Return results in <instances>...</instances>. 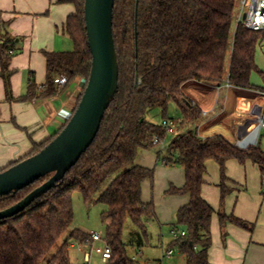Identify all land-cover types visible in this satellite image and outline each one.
<instances>
[{
  "label": "trees",
  "instance_id": "obj_1",
  "mask_svg": "<svg viewBox=\"0 0 264 264\" xmlns=\"http://www.w3.org/2000/svg\"><path fill=\"white\" fill-rule=\"evenodd\" d=\"M59 2L76 7V13L69 15L65 24L74 49L44 51L47 79L42 92L37 94V86L31 81L29 93L19 99L54 95L58 90L57 80L63 75L67 76L68 84L82 78L86 86L92 54L84 19L85 0ZM237 11L238 0H115L113 29L120 72L117 94L94 142L64 179L23 212L0 220V264H41L74 221L75 191H79L86 202L95 200L107 206L102 212L105 240L112 249L107 264H138L129 254L130 244L123 239L124 229L131 220L139 229L141 241L148 235L145 218L155 216V207L152 201L143 202L142 185L148 179L154 180L155 171L137 165L135 159L139 149L156 146L153 142L156 135L166 139L167 130L150 121L148 113L159 108L163 119L170 118L171 102L180 110L179 128L185 130L157 154L164 164L181 166L185 171V184L171 186L167 194L190 196L189 203L177 211L175 224L184 229L186 235L177 236L173 244L179 247L186 264H209L215 209L202 195L209 160H215L220 167L218 215L222 229L230 222L254 230V223L234 214L227 215L222 210L231 192L227 184L233 182L226 170L231 159L241 164L252 161L261 171L264 187V146L261 142L264 134L259 136L256 145L246 149L220 134L203 138L198 129L203 110L189 93L195 86L220 87L225 82L238 88H257L251 83V75L254 71L264 75L256 63L257 46L264 38V31H253L238 23ZM15 40L4 25L0 76L10 100L14 99L10 64L16 53ZM55 137L35 145L25 158L38 153ZM50 176L1 196L0 211L22 200ZM89 237L90 233L74 228L46 264H72L69 258L72 242H84Z\"/></svg>",
  "mask_w": 264,
  "mask_h": 264
},
{
  "label": "crops",
  "instance_id": "obj_2",
  "mask_svg": "<svg viewBox=\"0 0 264 264\" xmlns=\"http://www.w3.org/2000/svg\"><path fill=\"white\" fill-rule=\"evenodd\" d=\"M75 13V5L60 3L59 0H0V43L4 35V25L9 35L16 39L14 47L16 53L10 64L13 100L7 97L4 79L0 76V172L29 155L35 145H40L55 137L74 113L78 96L85 85V79L82 78L68 85H58L57 92L49 97L36 96L25 100L19 98L29 93L31 81L37 86L36 93L42 92L47 79V60L44 51L74 49L73 40L67 34L65 24L68 16ZM256 87L244 89L232 85L226 86L225 82L220 87L195 86L191 88L190 95L203 110V118L198 124L200 135L206 138L219 134L209 133L214 123L213 120L227 123V126L237 132L236 144L246 134L252 132L258 126L260 116L264 111V91L260 90L264 89V86ZM223 94L226 98L220 105L215 99ZM238 109L241 111L240 114H236ZM180 120L181 117L176 123V132L172 133L175 136L185 130V128H179ZM257 139L259 140V137ZM150 152V149H139L135 163L153 168L156 172L153 166L159 157L157 152L154 155ZM214 162L216 161L207 162L206 183L202 188L203 197L215 209L211 221L212 245L209 249V264H264V194L261 171L252 161L241 164L231 159L227 162L226 174L233 182H228L232 188L222 210L227 215L234 214L254 223L255 228L250 231L229 222L225 229H222L218 215L221 206L219 187L221 175L220 178L209 177V167L213 166ZM175 167L170 166V170L166 169V172L169 170L171 175ZM150 181L148 179L142 185L144 203L151 201L154 203V200H149L148 197ZM184 184L185 177L170 180L166 185L165 194L171 206V213L167 218L161 217L164 223L178 230L182 228L175 226L177 211L189 203L190 196L188 194L168 195L167 191L171 186L182 187ZM156 217L155 209L154 217L145 218L146 224L148 225V221ZM72 230L65 236V239L63 237L60 239L61 244ZM144 239L140 240L138 231L137 243H128L130 244L129 254L138 264H147L140 261L138 257L141 254L140 247L144 245ZM160 241L162 242L161 239ZM173 241L172 245L164 250V257L170 250L173 252L168 256L174 257ZM78 242H72L69 249L72 264L74 262L71 258V249ZM136 246L138 249L135 251ZM177 249L180 252L178 246ZM180 256L179 264H186V259L181 252ZM158 264H162V261Z\"/></svg>",
  "mask_w": 264,
  "mask_h": 264
},
{
  "label": "water",
  "instance_id": "obj_3",
  "mask_svg": "<svg viewBox=\"0 0 264 264\" xmlns=\"http://www.w3.org/2000/svg\"><path fill=\"white\" fill-rule=\"evenodd\" d=\"M114 7L115 0H85L84 19L92 67L83 95L65 127L49 144L38 153L0 172V197L51 175L22 200L0 211V220L23 212L36 199L54 188L97 137L105 113L119 87V61L113 29ZM246 137L236 145L242 149L255 145L256 140L244 144Z\"/></svg>",
  "mask_w": 264,
  "mask_h": 264
},
{
  "label": "rangeland",
  "instance_id": "obj_4",
  "mask_svg": "<svg viewBox=\"0 0 264 264\" xmlns=\"http://www.w3.org/2000/svg\"><path fill=\"white\" fill-rule=\"evenodd\" d=\"M236 24L237 23L235 22L234 26H236ZM256 63L259 69L264 72V38L260 41V43L257 46ZM251 83L258 87L264 86V75L258 71H254L251 75ZM225 98L226 97L223 94L218 98L216 97L215 101H219V104L221 105L224 103L223 101L225 100ZM240 112L241 111H239L238 109V111H236V114H240ZM168 116L171 117L176 123L181 117V112L174 102H171L169 105ZM163 118L164 117L162 115V111L159 108L151 109L148 113V119L156 124H161ZM213 122L214 123L211 126L209 133L222 134L223 136L227 137L230 141L232 140V142L236 144L237 141L236 139L238 137L236 131H233L231 127L227 126V123H223L219 120L216 121L213 120ZM192 127L195 126L193 125ZM262 134H264V129L261 130L259 136ZM174 136L175 135L173 134H167L166 146L169 145L170 141L174 138ZM261 142L263 145L264 144L263 137L261 138ZM162 147L164 146L162 145L155 146L154 148L150 149L151 150L150 153L154 155V153H156ZM153 167H155L156 172H155L154 181L149 182L148 197L149 200L151 199L154 200L157 217L148 221V225H147L148 235L145 239L143 236L144 245L140 247L141 254L138 257L140 261H143L144 263L147 264H158V262L161 261L162 264H179L178 259L181 256H180V252L177 249V246L174 244H173L175 250L174 257H170L168 255L164 257V250L167 247H170L172 245V241L175 239L174 238L175 236L173 235V230L175 228H171L169 224L164 223L161 217L167 218L168 215L171 213V206H169L167 201V195L165 194L166 185L170 182V180H179L180 178L184 179L185 177L184 168H182L181 166H176L170 175L169 174L170 166L164 164L163 160L159 158L157 159ZM166 169H169L168 172H166ZM220 175L221 173H220L219 164L217 162H214V165L209 167V177L220 178ZM113 177L114 176L106 180V182L104 183V187L112 180ZM228 184L227 187L231 189L232 187L229 186ZM263 194H264V187H263ZM73 204H74V212H75L74 221L71 227L63 235V238L65 239V236L74 227H79L87 231L88 233L98 232L102 235L103 238H105L106 224L102 220V212L107 209V206L102 203H95V200H92L90 202L84 201L79 191H75L73 193ZM138 231H139L138 227L135 224H133L131 220H128L124 229V236H123L124 241L127 243L132 242L136 244ZM160 239L162 240L163 243L160 241ZM61 241L62 240H59L57 242V244L51 250L50 254L41 264H46L48 259L54 253L57 252V250L61 246ZM82 243H86V242L84 241ZM103 245H104L103 240L94 243V247L103 246ZM137 247L138 246H136L135 251L136 249H138ZM71 258L74 264H80L83 261V251L79 246V244H76V246L71 249ZM91 264H106V262L103 261L102 254L94 250Z\"/></svg>",
  "mask_w": 264,
  "mask_h": 264
},
{
  "label": "built area",
  "instance_id": "obj_5",
  "mask_svg": "<svg viewBox=\"0 0 264 264\" xmlns=\"http://www.w3.org/2000/svg\"><path fill=\"white\" fill-rule=\"evenodd\" d=\"M237 22L243 24L246 28L253 31H264V0H238V11H237ZM58 85L64 86L68 84L67 76L63 75L57 80ZM226 86H230L229 82H226ZM161 125L167 130L168 134L176 132V122L171 118L163 119ZM260 132L264 129V111L261 114V119L258 124ZM260 134V133H259ZM259 137V136H258ZM244 139V138H243ZM242 139V140H243ZM258 140V139H257ZM155 145L166 146L165 140L161 139L159 136H155L153 140ZM173 235L184 236L186 231L173 230ZM104 241L103 246L94 247V243L98 241ZM86 243L78 242L83 251V261L80 264H90L92 253L94 250L102 254L103 261L107 262L111 258L112 249L107 243L105 238L98 232H91L89 239L85 241ZM173 250L168 252L170 255Z\"/></svg>",
  "mask_w": 264,
  "mask_h": 264
},
{
  "label": "bare ground",
  "instance_id": "obj_6",
  "mask_svg": "<svg viewBox=\"0 0 264 264\" xmlns=\"http://www.w3.org/2000/svg\"><path fill=\"white\" fill-rule=\"evenodd\" d=\"M261 119V118H260ZM260 133V128H258L257 130L251 132L250 134H246V139L244 140V144H248L250 142H253L255 140H257L258 136Z\"/></svg>",
  "mask_w": 264,
  "mask_h": 264
}]
</instances>
